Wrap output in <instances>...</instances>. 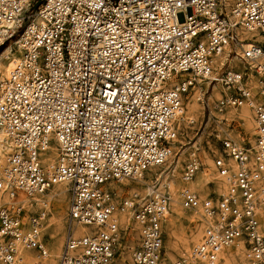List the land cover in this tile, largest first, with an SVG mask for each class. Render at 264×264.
I'll return each mask as SVG.
<instances>
[{
	"label": "built area",
	"instance_id": "1",
	"mask_svg": "<svg viewBox=\"0 0 264 264\" xmlns=\"http://www.w3.org/2000/svg\"><path fill=\"white\" fill-rule=\"evenodd\" d=\"M236 26L259 40H239ZM12 40L20 58L0 77V129L11 146L0 173V264H47L46 209L33 198L61 183L68 206L55 264H111L121 214L137 230L129 264H217L221 254L229 264H264V0H0V48ZM227 48L225 67L237 56L242 68L219 75ZM215 86L213 110L248 109L252 133L240 143L215 135L224 185L216 195L190 187L202 168L191 154L179 203L202 230L170 261L167 186L119 198L113 185L164 165L181 146L189 93L204 103Z\"/></svg>",
	"mask_w": 264,
	"mask_h": 264
},
{
	"label": "rangeland",
	"instance_id": "2",
	"mask_svg": "<svg viewBox=\"0 0 264 264\" xmlns=\"http://www.w3.org/2000/svg\"><path fill=\"white\" fill-rule=\"evenodd\" d=\"M230 62L229 63L231 65L229 66L231 68H234L236 66H238V69L242 68V66L238 64V59L236 57H234L233 59L231 58ZM226 68L227 67L222 68L218 74H223ZM203 90H205V88H203ZM220 92V86H215L213 91H208V93L205 94L204 103H201V106H198L197 110L193 111L190 114H185V108L188 106V103H192L190 97L195 93L197 94L198 90L196 89L194 92L189 93L190 95H188L187 100L184 101V110L182 115H185V119H189V121L192 120L194 121V123L188 126L187 122L185 121L186 123H183V125L180 127L179 141L181 142V146L173 145L174 152L171 153V156L169 157L167 162L160 167L153 168L150 171L144 173L141 178L142 181H138L139 179H128L122 181V183L118 187L119 198L130 197L133 193L139 195L140 198H148V195H145L146 188L151 187L153 191L158 190L160 192H165V184L167 182H171V188L167 186L170 196L169 198L171 200L173 198L172 194L173 192H175V196L179 200L178 194L182 187L181 174L184 165L190 159L191 154H195L202 165V168H200L201 171L196 174L193 181L196 182L199 176H204L207 179L206 183L203 182L198 189H194L195 192H197L201 197H204L207 194L216 195L220 193V186L215 181V178L216 176L218 177V175L213 167V158L214 156L219 155L220 148L219 144L215 140V135H220L224 131H228L230 137L237 143H240L241 137L243 135H248V130L250 129V127H247L246 121L244 119L243 121L237 122V119H239L237 118L239 111L227 110L223 114H216L215 110H213L212 108L214 103L213 100L220 98ZM207 99L210 107V112L205 104ZM221 119H225L226 122L222 123L220 121ZM214 120L221 123L216 124ZM232 120L236 121L237 124L232 128H227L228 124H230ZM47 200L48 207L46 212L45 227L47 226L48 219L50 218H52V220H56L57 218H59L62 224V230L58 231L59 233L55 232V235L56 233L58 234L55 236V238H50V234L53 233L52 228L45 229L42 232L46 247L48 250H50V248L54 246L57 240L60 241L61 247L63 246L64 227L67 218L68 195L65 192V195L60 198L58 206H56L55 201L50 197H47ZM170 200L164 214L162 232L165 255L168 260L173 261L181 257L184 253L188 252L191 245L199 240L200 235L195 242L192 238L197 233L196 231L200 225V219L197 217L190 218V214L192 212L190 210L183 209L180 204L175 205L177 208V212H172L173 205L172 201ZM121 223L122 232H120L119 236L120 249L111 264H129L130 251L137 240V230L131 219L129 220L128 217L124 215V219ZM85 228H87V230L90 229V227ZM187 240L188 242H186ZM184 243L187 247L184 245ZM24 254L34 255V252L25 251Z\"/></svg>",
	"mask_w": 264,
	"mask_h": 264
},
{
	"label": "bare ground",
	"instance_id": "3",
	"mask_svg": "<svg viewBox=\"0 0 264 264\" xmlns=\"http://www.w3.org/2000/svg\"><path fill=\"white\" fill-rule=\"evenodd\" d=\"M235 32L237 33L238 35V38L239 40H244V39H251L252 37H255L254 40H259V36L256 34V33H249L245 30H243L241 27H238L236 26L235 27ZM227 53H228V48L226 49L224 55H220L218 58H217V61H219L222 65L221 68H219L220 70L222 68H224L226 65H225V61L227 60L226 57H227ZM20 51H19V48H18V42L16 40H12L9 42V44H7L1 51H0V77L2 78H5L9 72V70L11 69L12 67V64L13 62H16L19 60L20 58ZM19 55V56H18ZM237 56H233L232 59ZM232 61V60H231ZM231 63V62H230ZM229 63V65H231ZM227 66V71H229L231 69L230 66ZM236 66V65H235ZM237 67V66H236ZM220 70H218L216 73H219ZM200 82V85L202 84H205V86L207 85V83H202L201 81H198ZM202 93H195L194 95H192L190 98L192 100V103H188V106L185 108L186 111H185V114L187 113H192L193 111L197 110V107L198 106H201V103H203V100H202V97H201ZM189 98V99H190ZM194 99V100H193ZM210 100V99H209ZM216 100H213V106H216ZM188 108V110H187ZM184 110V109H183ZM228 111H239V114L237 116V118L241 119L243 121V119L246 121V124H247V127H250V129L248 130V133H252V126H253V123H252V117H251V114L249 112L248 109L246 108H242L240 110H228ZM216 114H218L216 112ZM229 115V114H228ZM182 122L179 123V128L183 125V123L185 124L187 122V125L190 126V122L192 120L189 121V119H185V115H182ZM186 121V122H185ZM10 143L5 135V133L0 129V173L3 172L4 168H5V165H6V158L9 154V152L11 151L10 148ZM201 169H199L197 171L200 172ZM196 173V174H197ZM216 175V174H215ZM196 176V175H195ZM195 178V177H194ZM194 180V179H193ZM192 180V182H190V187L192 189H198L199 186L204 182L206 183L207 179L204 177V176H199L198 179L196 180V182H194ZM138 181H142V179H139ZM215 181L218 183V185L220 186V189L219 191H223L224 189V185L222 184V182L219 180V177L216 176L215 178ZM171 182H167L165 185L168 186L169 188H171ZM146 185V184H145ZM119 185L118 184H114L113 185V188L116 189L118 191V188ZM145 195H150L152 193V188L151 187H148L145 189ZM202 190V189H201ZM65 192L67 193V187L65 184L61 183V184H57L55 185L51 190H49L48 192H46L45 194L41 195V196H35L33 198V200L37 203V206L41 207H45L46 209V212H47V207H48V200H47V197H50L52 200L55 201L56 203V206H58V202L60 200V198L65 195ZM50 193V194H49ZM135 194V193H133ZM132 194V195H133ZM131 195V196H132ZM175 192H173L172 194V199L169 200L172 201V212H177V208L175 205H179V200L177 199V197L175 196ZM20 199H25L22 195L19 196ZM50 200V199H49ZM50 207V206H49ZM168 207V206H167ZM184 209V208H183ZM187 210V209H186ZM166 211V210H165ZM171 212V213H172ZM187 212V211H186ZM192 213L190 214V218H199V215H197L196 213H194L193 211H191ZM165 214V213H164ZM185 214V213H184ZM123 215V216H122ZM124 215L126 214H121L120 216V221L122 222L123 219H124ZM185 219V218H184ZM125 221V220H124ZM200 221V220H199ZM169 225H170V220H169ZM61 222L59 220V218H57L56 220H52V218L48 219V223H47V226L43 228V231L45 229H48V228H52L53 229V233L50 234V238H55L56 235H58L56 233L55 235V232H58L61 229ZM202 228V223L200 221V225L199 227L197 228V233L193 236V240L194 242L197 241V238L198 236L200 235L201 233V229ZM79 230H87V228L85 227H78L77 228V231ZM59 233V232H58ZM171 235V234H170ZM172 237V236H171ZM172 240V239H171ZM186 240V239H185ZM173 241V240H172ZM174 242V241H173ZM188 242V240L186 241ZM184 245L186 246V244L184 243ZM189 245V244H188ZM187 247V246H186ZM185 247V249H186ZM49 251V258L45 261V263L47 264H55L57 259L59 258L60 254H61V251H62V247H61V244H60V241L57 240V242L54 244V246L52 248H50ZM220 257L223 259V260H219L217 264H229V261L227 260L226 256H224V254H221ZM240 258H242V255L239 256ZM172 259V258H171ZM241 260V259H240Z\"/></svg>",
	"mask_w": 264,
	"mask_h": 264
},
{
	"label": "trees",
	"instance_id": "4",
	"mask_svg": "<svg viewBox=\"0 0 264 264\" xmlns=\"http://www.w3.org/2000/svg\"><path fill=\"white\" fill-rule=\"evenodd\" d=\"M3 48H4V47H1V48H0V51H1Z\"/></svg>",
	"mask_w": 264,
	"mask_h": 264
}]
</instances>
